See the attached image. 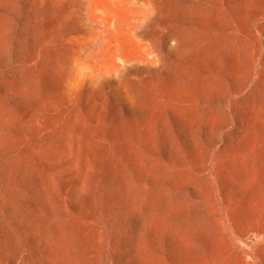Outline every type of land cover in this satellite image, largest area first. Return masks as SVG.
I'll return each instance as SVG.
<instances>
[{
    "label": "rangeland",
    "instance_id": "1",
    "mask_svg": "<svg viewBox=\"0 0 264 264\" xmlns=\"http://www.w3.org/2000/svg\"><path fill=\"white\" fill-rule=\"evenodd\" d=\"M0 264H264V0H0Z\"/></svg>",
    "mask_w": 264,
    "mask_h": 264
}]
</instances>
